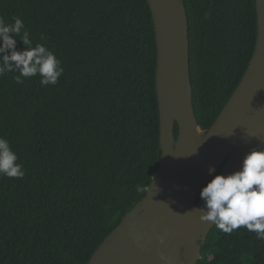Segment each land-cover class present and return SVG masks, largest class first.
<instances>
[{
	"label": "trees",
	"instance_id": "16d2710c",
	"mask_svg": "<svg viewBox=\"0 0 264 264\" xmlns=\"http://www.w3.org/2000/svg\"><path fill=\"white\" fill-rule=\"evenodd\" d=\"M183 2L195 116L206 134L254 56L256 0ZM16 16L64 73L48 86L39 76L20 85L13 73L0 78V136L25 172L0 175V264H88L160 166L152 11L148 0H0V17ZM196 264H264V241L214 226Z\"/></svg>",
	"mask_w": 264,
	"mask_h": 264
},
{
	"label": "water",
	"instance_id": "95a60500",
	"mask_svg": "<svg viewBox=\"0 0 264 264\" xmlns=\"http://www.w3.org/2000/svg\"><path fill=\"white\" fill-rule=\"evenodd\" d=\"M148 3L158 51L160 166L146 196L88 264H196L214 227L200 220L198 209L205 206L199 198L202 187L216 174L227 175L242 168L244 157L253 149L264 150V0H256L258 39L251 63L201 141L193 104L184 2Z\"/></svg>",
	"mask_w": 264,
	"mask_h": 264
},
{
	"label": "clouds",
	"instance_id": "9594fccd",
	"mask_svg": "<svg viewBox=\"0 0 264 264\" xmlns=\"http://www.w3.org/2000/svg\"><path fill=\"white\" fill-rule=\"evenodd\" d=\"M16 37L22 40L23 50L17 49ZM45 39L42 34L41 40ZM0 41V78L13 73L18 85L35 76L40 77L41 86L59 82L64 73L62 61L46 44H33L19 16L12 22L0 17ZM18 160L10 141L0 136V175L22 179L25 172ZM199 195L205 202L204 208L198 209L202 222L228 235L243 227L255 233L258 241H264V150L249 152L239 170L213 176Z\"/></svg>",
	"mask_w": 264,
	"mask_h": 264
},
{
	"label": "rangeland",
	"instance_id": "374dc122",
	"mask_svg": "<svg viewBox=\"0 0 264 264\" xmlns=\"http://www.w3.org/2000/svg\"><path fill=\"white\" fill-rule=\"evenodd\" d=\"M197 136H198V140L201 141L203 140L204 136H205V132L204 131H197Z\"/></svg>",
	"mask_w": 264,
	"mask_h": 264
}]
</instances>
